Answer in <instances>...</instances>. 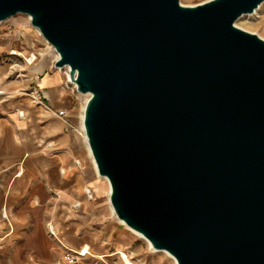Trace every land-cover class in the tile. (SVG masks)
I'll list each match as a JSON object with an SVG mask.
<instances>
[{
  "label": "water",
  "instance_id": "obj_1",
  "mask_svg": "<svg viewBox=\"0 0 264 264\" xmlns=\"http://www.w3.org/2000/svg\"><path fill=\"white\" fill-rule=\"evenodd\" d=\"M264 0H0L86 94L115 217L177 264H264Z\"/></svg>",
  "mask_w": 264,
  "mask_h": 264
},
{
  "label": "crops",
  "instance_id": "obj_2",
  "mask_svg": "<svg viewBox=\"0 0 264 264\" xmlns=\"http://www.w3.org/2000/svg\"><path fill=\"white\" fill-rule=\"evenodd\" d=\"M55 57L20 56L29 80H7L10 62L0 66V264H123L130 236L90 167L76 132L83 105ZM31 79L39 98L22 91ZM63 245L89 252L67 262Z\"/></svg>",
  "mask_w": 264,
  "mask_h": 264
},
{
  "label": "rangeland",
  "instance_id": "obj_3",
  "mask_svg": "<svg viewBox=\"0 0 264 264\" xmlns=\"http://www.w3.org/2000/svg\"><path fill=\"white\" fill-rule=\"evenodd\" d=\"M180 1L183 4H194V3L200 2L202 0H180ZM20 18H27V14L18 12L16 14L8 17L7 19L0 21V33L10 31V28L8 26L10 21H13V20L16 21ZM28 22L31 25L30 19ZM263 22H264V2L261 4V9L259 10L258 13L254 14V15L244 16L242 18L239 17L235 21V24L244 28V29L256 32L257 34H259L260 36H262L264 38V23ZM31 26H33V25H31ZM39 37H40V35H39ZM9 46H10V44H7L6 46L1 47L2 50L0 49V61L5 60L6 58L7 59H13L11 61V63L15 64V65L13 64L11 69L10 68L8 69L7 73L5 74L7 76L6 79L8 80V79H11L14 77H18L21 80H24L25 78H28V80H29L30 76L28 77L27 76L28 73L26 74V72H28V71L24 69L23 65L21 66L23 59L20 58V56L18 57V55H16V54L10 53L8 51ZM35 48L39 49V50L43 49L42 43L35 41ZM13 56H16V58H14ZM55 56H57V54ZM16 63H18V64H16ZM25 68H27V67H25ZM62 70H64V72H65V69H62ZM66 79H67V75H66ZM35 87H37V84L35 82H32V79H31V81H29V85L27 86V88L25 90H22V91H24V92L26 91L28 93H31V92L34 93L35 91H37V89ZM36 96L39 98L37 92H36ZM86 96H87L86 94L79 93V92L75 91V101H76L78 106H81L84 104ZM80 117H81V115H80ZM123 226H124V229L126 230V234L130 236L131 249L134 250L133 254H131V253L129 254L127 252L128 256L132 255L136 259V264H149V263H152L155 261L157 262V264H172L168 260V258L162 254V252L158 253V252L152 251V249L148 246V244L146 243V241L142 237L131 232L124 224H123Z\"/></svg>",
  "mask_w": 264,
  "mask_h": 264
},
{
  "label": "bare ground",
  "instance_id": "obj_4",
  "mask_svg": "<svg viewBox=\"0 0 264 264\" xmlns=\"http://www.w3.org/2000/svg\"><path fill=\"white\" fill-rule=\"evenodd\" d=\"M260 9H261V5L258 8H256L255 11H253L252 13H245V14L241 15L240 18H242L244 16H248V15H254V14L258 13ZM28 21H29L28 15H27V18H20L16 21L15 20L10 21V23L8 25L10 28V31L0 33V43H4V45L10 44L8 51L12 54H16L18 56H21L27 62H31V61L35 60V58L37 56H45L46 58H47V56H49V57L55 56L56 53L53 51V47L51 46V44L48 43L47 40L40 34L39 30L37 28H35L34 26H31ZM39 35H40V37H39ZM35 41L41 42L43 45V49H41V50L36 49L35 48ZM12 60L13 59H5L4 62L2 64H0L1 68H4L5 65L9 62L11 63ZM13 64L14 63L10 64V69L12 68ZM57 69H60V68L57 67ZM33 95L35 97H37L36 91L33 93ZM81 108H83V106H81ZM19 114L23 115V111L19 110ZM76 132L79 136H81L85 140V134L82 131L81 121L79 123L78 129ZM86 150H87L88 154H90V150H89L88 146H87ZM89 161H90V167L92 168L93 172L96 174V176H99V178H101V180L106 184V194H107V199H109L110 185H109V181H108L107 177L98 175V173L96 171L95 163H94L92 157L89 159ZM127 228L131 232L142 237L146 241L148 246L152 249V251L158 252V253L162 252V254L165 255L172 264H177L175 257L173 255H171L168 251H166L164 249L163 250L153 249L150 246V242L146 237H144L141 233H139V232H137V231H135L129 227H127ZM85 247L86 246H82V247L73 248V249L80 250L81 248H85ZM120 253L121 254H119V255H121V257L123 259V264H126V262H129L128 254L123 250ZM125 260H126V262H125Z\"/></svg>",
  "mask_w": 264,
  "mask_h": 264
},
{
  "label": "built area",
  "instance_id": "obj_5",
  "mask_svg": "<svg viewBox=\"0 0 264 264\" xmlns=\"http://www.w3.org/2000/svg\"><path fill=\"white\" fill-rule=\"evenodd\" d=\"M65 73L67 75L66 70H65ZM88 193H89V190H88ZM49 229L51 230L50 226H49ZM63 246H64L63 257L66 259L67 262H74L79 257H82L89 252L87 247L81 248L80 250H78V249L70 248L66 245H63ZM128 259H129V262H126L125 260L126 264H136V261H134L132 257L128 256Z\"/></svg>",
  "mask_w": 264,
  "mask_h": 264
}]
</instances>
